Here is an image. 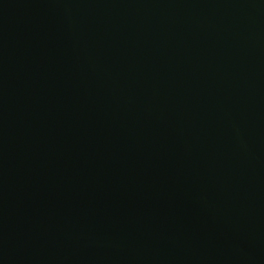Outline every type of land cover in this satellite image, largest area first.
I'll use <instances>...</instances> for the list:
<instances>
[{"label":"water","instance_id":"95a60500","mask_svg":"<svg viewBox=\"0 0 264 264\" xmlns=\"http://www.w3.org/2000/svg\"><path fill=\"white\" fill-rule=\"evenodd\" d=\"M0 264H264V0H0Z\"/></svg>","mask_w":264,"mask_h":264}]
</instances>
